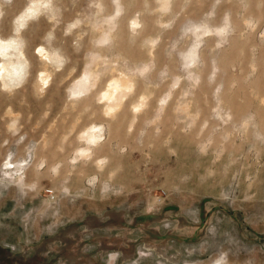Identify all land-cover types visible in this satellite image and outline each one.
<instances>
[{
	"label": "clouds",
	"instance_id": "9594fccd",
	"mask_svg": "<svg viewBox=\"0 0 264 264\" xmlns=\"http://www.w3.org/2000/svg\"><path fill=\"white\" fill-rule=\"evenodd\" d=\"M186 192L203 224L264 201V0H0V195L163 221ZM201 236L191 264H233ZM95 255L154 259L144 241Z\"/></svg>",
	"mask_w": 264,
	"mask_h": 264
},
{
	"label": "rangeland",
	"instance_id": "374dc122",
	"mask_svg": "<svg viewBox=\"0 0 264 264\" xmlns=\"http://www.w3.org/2000/svg\"><path fill=\"white\" fill-rule=\"evenodd\" d=\"M24 3L14 0V8H22ZM41 28L31 24L26 34L33 38ZM237 56L238 52L228 53L230 61ZM193 165L186 150L178 167ZM164 167L162 162V170ZM195 201L194 193H184L179 201L184 212L177 216L175 209H170L162 221L141 216L126 205L65 203L57 210L4 193L0 195V264H98L95 253L101 247H125L138 241L153 249L151 264H191L188 253L202 240L201 233L209 229L227 239L233 264H264V201L251 208L237 202L233 205L235 215L227 205L220 211L209 204L212 216L207 224L193 215ZM200 215L207 219L206 212ZM164 223L171 227L165 228Z\"/></svg>",
	"mask_w": 264,
	"mask_h": 264
}]
</instances>
